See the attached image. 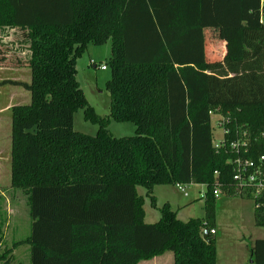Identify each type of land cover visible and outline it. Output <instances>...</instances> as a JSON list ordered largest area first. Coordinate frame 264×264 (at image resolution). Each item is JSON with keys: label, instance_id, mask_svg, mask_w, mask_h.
Returning <instances> with one entry per match:
<instances>
[{"label": "trees", "instance_id": "16d2710c", "mask_svg": "<svg viewBox=\"0 0 264 264\" xmlns=\"http://www.w3.org/2000/svg\"><path fill=\"white\" fill-rule=\"evenodd\" d=\"M261 1L0 0V31L23 34L15 66L30 70L29 84L3 82L30 95L10 110V188L27 201L30 233L17 244L29 247V264H138L166 252L173 264H216L215 188L250 200L264 228V189L252 198L232 180L234 159L264 157ZM108 41L100 117L75 63L89 43ZM78 110L95 135L73 130ZM210 113L227 121L219 150ZM110 120L132 123L134 135L112 137ZM243 132L247 146L232 151ZM176 185L205 187L204 218L179 221L165 203L145 223L144 197L155 207L153 188ZM249 254L248 264H264V239ZM0 264L20 263L4 249Z\"/></svg>", "mask_w": 264, "mask_h": 264}, {"label": "rangeland", "instance_id": "374dc122", "mask_svg": "<svg viewBox=\"0 0 264 264\" xmlns=\"http://www.w3.org/2000/svg\"><path fill=\"white\" fill-rule=\"evenodd\" d=\"M6 36L11 38L6 44H0V68L16 67L15 61L21 55V48L18 45L16 46L15 43L20 42L23 34L17 30L13 32L9 30L0 31V40L6 38ZM5 45L8 47L4 48ZM110 50V41L100 46L89 43L83 55L75 63L76 80L79 87L87 103L100 117H105L109 113V94L105 90V83L111 76L107 66L111 54ZM90 61L95 63V68L90 66ZM99 66H104L106 70H101ZM19 68L24 69L27 67L21 66ZM3 79H7L6 76H0V90L7 89V84L3 83L6 81ZM20 80H23V78ZM10 83L21 84L23 82ZM9 85L21 87L19 85ZM0 94H2L0 95V102H6V91H0ZM220 117L217 114L211 119L212 141L214 144H218L222 139L223 130L217 127V124L221 121ZM73 130L93 136L96 134L97 126L84 121L83 110H78L73 115ZM107 130L112 137L122 138L133 136L135 127L132 123H120L110 120ZM2 163L6 165V162ZM5 183L7 182L5 181ZM182 188L186 196L176 186L154 187L152 195L155 197V207H151L149 199L144 197L145 190L137 187V194L144 197V222L152 224L158 221L160 218L159 209L165 202L168 203L171 210L177 212L176 216L179 221L186 222L189 219L204 218V204L200 198L203 191H205V187L190 185L182 186ZM6 220L8 226L5 225ZM30 226L31 219L28 214L27 201L23 194L14 189L1 190L0 253L7 249L11 251L14 263L27 264L29 248L26 244L17 243L28 237ZM214 229L216 234L212 235V238L217 252V264H248L250 261L249 248L253 241L264 239V228L255 227L253 224L252 202L237 196H228L224 193H221L215 200ZM170 255L171 253H164L163 256L155 258L153 261H141L139 264H167L166 258Z\"/></svg>", "mask_w": 264, "mask_h": 264}, {"label": "crops", "instance_id": "0c3cea01", "mask_svg": "<svg viewBox=\"0 0 264 264\" xmlns=\"http://www.w3.org/2000/svg\"><path fill=\"white\" fill-rule=\"evenodd\" d=\"M8 40H10V37L6 36V38L4 37L2 40H0V44H5ZM92 68H95V66H92ZM0 76H6L7 79H3V80L7 82H19L20 81V82H23L24 84H29L30 82V70L28 68L20 69L19 67H13V66H9L6 68H0ZM21 78H23V80H20ZM6 87L7 89L0 90V91H6V95H5L6 102H3V103L0 102V129H1L0 130V191L6 188H8L9 190H13L12 188H10V148H11V112L10 110L13 106L28 105L30 102V95L28 91L18 86H10L9 84H7ZM8 128H9V134H8ZM1 134L3 135L1 136ZM2 162H6V165L3 164ZM5 181L7 183H5ZM203 194H204V191H203ZM144 218H145V215H144ZM5 225L8 226L7 220H6ZM213 231H214L213 235H215L216 234L215 229ZM161 256L154 257L152 260L144 261V262L153 261L155 260V258H158ZM11 258H12V253H11ZM166 259H167V264H173L172 254L170 255V257H167ZM27 264H29V253H28V263ZM216 264H217V254H216Z\"/></svg>", "mask_w": 264, "mask_h": 264}, {"label": "built area", "instance_id": "2783aa9c", "mask_svg": "<svg viewBox=\"0 0 264 264\" xmlns=\"http://www.w3.org/2000/svg\"><path fill=\"white\" fill-rule=\"evenodd\" d=\"M260 21L264 22V0L260 3ZM91 66H95L94 62H90ZM96 67V66H95ZM101 70H106L104 66H99ZM217 116L215 113H210V117ZM221 121L217 124V127L222 129V139L218 144L212 145L214 149L219 150L224 147V136L228 132L225 128V123L227 122L224 117H220ZM229 148L232 151L238 152V149L245 148L247 146V136L243 132L236 141L231 142ZM264 163V157L261 156L259 159L254 162L250 159H241L236 158L232 161L233 165V176L232 180L237 185V187L242 188L243 190L248 191L249 195L252 198L258 197L264 189V173L262 172V166ZM180 192L186 196V193L181 185H176ZM221 194L220 189L215 188L212 192V195L217 198ZM210 234H214V231H210Z\"/></svg>", "mask_w": 264, "mask_h": 264}, {"label": "water", "instance_id": "95a60500", "mask_svg": "<svg viewBox=\"0 0 264 264\" xmlns=\"http://www.w3.org/2000/svg\"><path fill=\"white\" fill-rule=\"evenodd\" d=\"M202 239L208 243V240H207V233H206V232L203 233V235H202ZM249 263H251V260L249 261Z\"/></svg>", "mask_w": 264, "mask_h": 264}]
</instances>
